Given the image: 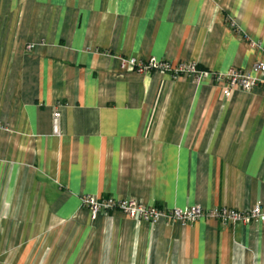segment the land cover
<instances>
[{
    "label": "crops",
    "instance_id": "0c3cea01",
    "mask_svg": "<svg viewBox=\"0 0 264 264\" xmlns=\"http://www.w3.org/2000/svg\"><path fill=\"white\" fill-rule=\"evenodd\" d=\"M259 60L264 0H0V264H264V222L81 201L264 203V82L218 78Z\"/></svg>",
    "mask_w": 264,
    "mask_h": 264
},
{
    "label": "built area",
    "instance_id": "2783aa9c",
    "mask_svg": "<svg viewBox=\"0 0 264 264\" xmlns=\"http://www.w3.org/2000/svg\"><path fill=\"white\" fill-rule=\"evenodd\" d=\"M33 47L34 45H30ZM122 66L127 70H146L150 67H159L163 70H170L173 74L180 71L189 72L193 77L200 78L203 71L197 68L196 63H181L174 68L171 63L164 61L152 60L149 64L143 63L135 56L123 57ZM264 74V60L257 61L250 71H242L232 68L226 73L217 74L219 79H227L231 88L238 87L243 90H250L256 84L263 81L260 75ZM230 88V90H231ZM229 94V93H226ZM61 112L56 110L53 114V127L55 133H60ZM83 205L89 207L92 217H95L100 211H109L119 209L137 219L149 220L152 222L159 221L163 216L175 221H181L184 224L192 223L197 219L213 216L224 222L233 224H243L248 222H264V203H257L248 210H238L227 206L204 208L201 205L194 204L185 208H175L165 212L156 206L146 205L138 200L130 198H107L98 199L94 195L86 194L81 199Z\"/></svg>",
    "mask_w": 264,
    "mask_h": 264
}]
</instances>
